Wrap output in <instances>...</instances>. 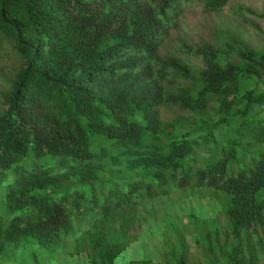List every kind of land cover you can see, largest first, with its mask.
<instances>
[{"label":"trees","instance_id":"1","mask_svg":"<svg viewBox=\"0 0 264 264\" xmlns=\"http://www.w3.org/2000/svg\"><path fill=\"white\" fill-rule=\"evenodd\" d=\"M182 4L0 0V264H151L107 234L172 189L224 193L222 222L201 225L193 263L151 210L160 264H264V48L220 29L187 43Z\"/></svg>","mask_w":264,"mask_h":264},{"label":"rangeland","instance_id":"2","mask_svg":"<svg viewBox=\"0 0 264 264\" xmlns=\"http://www.w3.org/2000/svg\"><path fill=\"white\" fill-rule=\"evenodd\" d=\"M239 4L250 8L256 13L254 16H244L249 25L240 24L232 19L231 10ZM260 15H264V0H229L227 5L218 13H205L195 1L183 0L177 18V32L181 38L192 45L209 41L215 35V30H222L221 34H226L227 31L236 32L240 38L247 41L252 47L261 49L264 48V36L259 34L252 26H256L264 34V18H261ZM224 26L227 27L226 30H223ZM193 63L198 65L199 60L193 59ZM0 88H3L1 80ZM169 116V114H163L165 119ZM209 149H211V146L198 152L197 165L200 161L209 157ZM240 156V150L237 149V157ZM171 193L167 199L159 198L147 202L144 206L145 210L138 209V215L134 218L135 221L127 227L122 228L120 226L121 220H116L107 234V242L110 245H116L118 249L124 247L127 252L137 253L140 257L142 251H146L150 256L151 264H160L155 251L158 247L164 245L165 238H160L154 234L158 227L149 212L155 210L159 213V216L165 215L171 224L177 226L179 234L185 238L187 245L190 247L191 260H194L193 263L197 261L198 258L192 245V238H196L203 232L201 225L211 231L218 229L222 217L218 212L220 210L217 209L224 204V193H219V200L215 199L210 190L182 193L172 189ZM189 212L194 213L196 225L187 216ZM126 214L124 212V215ZM178 219L182 220L183 223L179 224ZM83 230L84 228H81V232ZM77 235L80 237L81 233ZM167 235L171 237V229H168Z\"/></svg>","mask_w":264,"mask_h":264}]
</instances>
